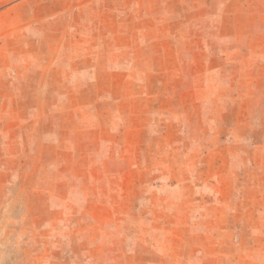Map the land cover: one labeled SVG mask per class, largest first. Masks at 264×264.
<instances>
[{"label":"rangeland","instance_id":"1","mask_svg":"<svg viewBox=\"0 0 264 264\" xmlns=\"http://www.w3.org/2000/svg\"><path fill=\"white\" fill-rule=\"evenodd\" d=\"M0 264H264V0H0Z\"/></svg>","mask_w":264,"mask_h":264}]
</instances>
